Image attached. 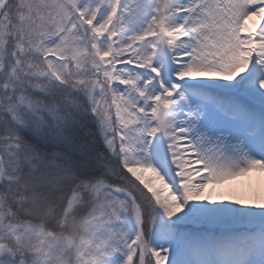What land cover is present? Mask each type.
I'll use <instances>...</instances> for the list:
<instances>
[{"label":"snow or ice","instance_id":"snow-or-ice-1","mask_svg":"<svg viewBox=\"0 0 264 264\" xmlns=\"http://www.w3.org/2000/svg\"><path fill=\"white\" fill-rule=\"evenodd\" d=\"M0 264H264V0H0Z\"/></svg>","mask_w":264,"mask_h":264},{"label":"bare ground","instance_id":"bare-ground-1","mask_svg":"<svg viewBox=\"0 0 264 264\" xmlns=\"http://www.w3.org/2000/svg\"><path fill=\"white\" fill-rule=\"evenodd\" d=\"M236 183H239V181L238 182H236ZM223 190L222 189H217V192L219 193V192H222Z\"/></svg>","mask_w":264,"mask_h":264}]
</instances>
